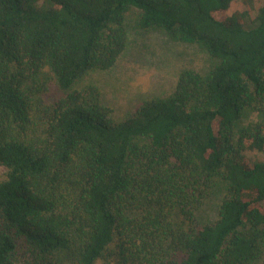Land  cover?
I'll return each instance as SVG.
<instances>
[{
  "label": "trees",
  "instance_id": "16d2710c",
  "mask_svg": "<svg viewBox=\"0 0 264 264\" xmlns=\"http://www.w3.org/2000/svg\"><path fill=\"white\" fill-rule=\"evenodd\" d=\"M234 1L0 0V264H264V0ZM132 11L210 67L119 119L81 83Z\"/></svg>",
  "mask_w": 264,
  "mask_h": 264
},
{
  "label": "rangeland",
  "instance_id": "374dc122",
  "mask_svg": "<svg viewBox=\"0 0 264 264\" xmlns=\"http://www.w3.org/2000/svg\"><path fill=\"white\" fill-rule=\"evenodd\" d=\"M233 6L241 8L239 0ZM136 18L137 11L127 14L126 47L113 67L91 71L81 83L98 86L102 103L119 119L144 99L168 95L182 70L202 74L210 67L208 55L200 46L173 42L160 30H142L136 26ZM257 119L254 114L250 121ZM2 173L3 170L1 177ZM220 192H215L201 209V219L209 221L215 217Z\"/></svg>",
  "mask_w": 264,
  "mask_h": 264
}]
</instances>
